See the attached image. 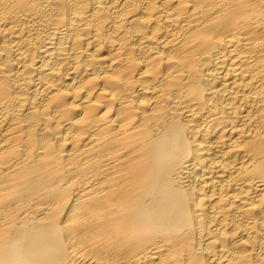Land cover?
<instances>
[{
	"label": "bare ground",
	"instance_id": "6f19581e",
	"mask_svg": "<svg viewBox=\"0 0 264 264\" xmlns=\"http://www.w3.org/2000/svg\"><path fill=\"white\" fill-rule=\"evenodd\" d=\"M0 264H264V0H0Z\"/></svg>",
	"mask_w": 264,
	"mask_h": 264
}]
</instances>
